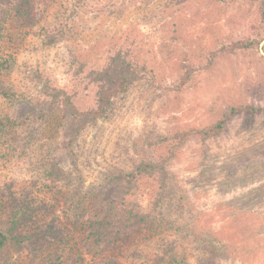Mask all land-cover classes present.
Here are the masks:
<instances>
[{"label": "rangeland", "instance_id": "obj_1", "mask_svg": "<svg viewBox=\"0 0 264 264\" xmlns=\"http://www.w3.org/2000/svg\"><path fill=\"white\" fill-rule=\"evenodd\" d=\"M43 15L24 36V30L6 25L0 44V60L14 58L6 80L17 94L13 101L0 100V114L20 123L0 133V228L18 220L15 235L22 241L19 248L8 246V264H41L71 254L86 264L105 259L264 264V22L259 0H58ZM41 25L69 31L46 46ZM237 42L246 47L230 52ZM118 50L152 70L154 81L133 84L66 153L58 145L67 118L58 107L49 110L41 84L48 81L63 90L77 109H90L97 87L85 75ZM212 53L217 56L208 66ZM188 67L197 71L182 91L174 92ZM232 104H252L261 112L253 118L230 117L218 137L204 143L191 138L181 147L169 164L176 187L166 198V214L168 222L190 227L199 239L206 233L221 237L234 253L212 257L200 240L170 231L138 233L103 254L85 248L86 234L74 214L106 192L109 175L151 158L152 139L205 127ZM156 189L149 181L141 183L131 200L148 209ZM181 196L186 201H178Z\"/></svg>", "mask_w": 264, "mask_h": 264}, {"label": "trees", "instance_id": "obj_2", "mask_svg": "<svg viewBox=\"0 0 264 264\" xmlns=\"http://www.w3.org/2000/svg\"><path fill=\"white\" fill-rule=\"evenodd\" d=\"M58 0H0V44L2 32L6 25L15 27L22 35L39 26L44 18L46 9ZM179 3L191 0H177ZM260 2V17L264 22V0ZM44 35L46 46H53L66 37L69 29L55 26L40 27ZM246 47L244 42H237L228 47L230 52ZM216 53L211 54L208 66L214 65ZM15 65L14 58L10 55L0 60V100L13 101L16 99V91L10 85L6 77L11 73ZM82 66L76 69L75 74L82 72ZM197 71L194 67H188L180 78L177 85L173 87L174 92L182 91L189 83L191 76ZM153 71L148 70L142 64H138L130 57L128 52L116 51L111 55L100 69L90 70L85 79L97 87L94 107L79 110L63 90L53 87L48 81L41 84L40 91L45 98H49V110L58 107L67 118L62 131V140L58 148L70 152L71 147L79 137L91 126L97 124L100 119L108 116L114 108L115 99L125 95L131 86L141 80L154 81ZM34 77L40 81L39 73ZM61 100V101H60ZM261 112L260 107L255 108L252 104H232L211 124L202 127H188L184 130H176L169 136H159L148 143V148L153 156L138 162L133 170H119L106 178L107 190L105 193L97 194L87 208L75 213L76 222H79L86 234L84 246L90 250L103 254L112 248L117 242L129 239L141 233L149 232L160 234L162 232L183 233L184 237L192 240H200L199 246L212 257L226 256L234 253L232 245L217 235L206 233L199 239L188 226L179 225L167 221L166 198L176 185L170 178L169 164L176 157L181 147L191 138L200 142L218 137L226 130L228 119L239 114H246L253 118ZM249 122V121H247ZM20 123L15 122L7 114H0V133H8L12 127ZM4 134V135H5ZM149 181L156 186V195L148 209H143L132 202L138 192L141 183ZM178 201H186V197H179ZM179 211L178 207H176ZM179 208H182L180 205ZM24 209H21L22 212ZM176 209L175 211L178 212ZM18 220L12 221L6 229L0 228V264H8L6 255L8 246L19 248L22 241L16 234ZM134 258L138 253L132 254ZM175 264H190L185 260ZM41 264H86L85 258L79 254H71L66 259L61 256L46 259ZM102 264H120L114 259H105Z\"/></svg>", "mask_w": 264, "mask_h": 264}]
</instances>
